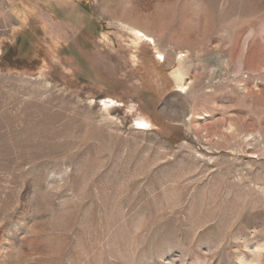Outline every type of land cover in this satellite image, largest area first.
<instances>
[{"label": "rangeland", "instance_id": "1", "mask_svg": "<svg viewBox=\"0 0 264 264\" xmlns=\"http://www.w3.org/2000/svg\"><path fill=\"white\" fill-rule=\"evenodd\" d=\"M0 264H264V0H0Z\"/></svg>", "mask_w": 264, "mask_h": 264}, {"label": "bare ground", "instance_id": "2", "mask_svg": "<svg viewBox=\"0 0 264 264\" xmlns=\"http://www.w3.org/2000/svg\"><path fill=\"white\" fill-rule=\"evenodd\" d=\"M174 76H175V78H176V80H177L178 83H181L182 82L183 79H182L181 73L179 71L176 72ZM141 125H144L145 126V124H141Z\"/></svg>", "mask_w": 264, "mask_h": 264}]
</instances>
